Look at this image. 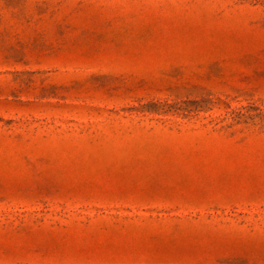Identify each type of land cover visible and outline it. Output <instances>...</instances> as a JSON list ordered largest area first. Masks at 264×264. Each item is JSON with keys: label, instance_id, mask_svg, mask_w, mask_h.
<instances>
[{"label": "rangeland", "instance_id": "rangeland-1", "mask_svg": "<svg viewBox=\"0 0 264 264\" xmlns=\"http://www.w3.org/2000/svg\"><path fill=\"white\" fill-rule=\"evenodd\" d=\"M0 264H264V0H0Z\"/></svg>", "mask_w": 264, "mask_h": 264}]
</instances>
